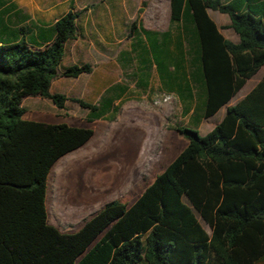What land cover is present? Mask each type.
<instances>
[{
	"label": "trees",
	"instance_id": "16d2710c",
	"mask_svg": "<svg viewBox=\"0 0 264 264\" xmlns=\"http://www.w3.org/2000/svg\"><path fill=\"white\" fill-rule=\"evenodd\" d=\"M168 2L169 21L180 24L179 57L185 37L190 75L205 89L202 117H210L264 65V0ZM206 9L227 15L237 42ZM77 15L68 9L29 37L0 19V264H264V74L205 134L176 126L184 147L130 204L108 201L73 232L48 223L47 174L92 129L25 120L21 100L40 96L61 109L68 99L97 111L49 92L57 76L91 71L89 63L60 65Z\"/></svg>",
	"mask_w": 264,
	"mask_h": 264
},
{
	"label": "rangeland",
	"instance_id": "374dc122",
	"mask_svg": "<svg viewBox=\"0 0 264 264\" xmlns=\"http://www.w3.org/2000/svg\"><path fill=\"white\" fill-rule=\"evenodd\" d=\"M164 2L0 0L2 22L9 28L22 27L27 37L36 33L38 27L51 24L68 9L78 13L76 35L65 43L61 63L63 66L89 63L92 71L84 75L82 87L71 89L70 82L74 81L70 77L57 76L54 84L58 87L62 83V90H57L62 92L58 93L70 91L71 95L95 104L97 111L89 113L69 100L68 116L49 114L42 118L31 106L24 107L22 116L92 129L90 138L57 159L47 174V220L62 232L75 231L108 201L127 204L134 201L184 147L185 139L175 127L200 125L202 135L223 111L220 109L205 119L198 112L189 113L184 109L183 104L188 99L185 95L187 80L191 81L196 94L199 84L190 75L191 57L185 37L179 57L178 33L172 30L173 22L164 11ZM10 5L13 7L8 8ZM209 10L213 18L221 14ZM133 20L135 27L129 31ZM153 24L163 31L149 32L142 27ZM154 42L157 51L153 52L151 43ZM156 56L157 64L153 61ZM256 78L257 75L251 77L239 94L250 88ZM172 90L180 94V107L169 93ZM86 118L91 120L86 122Z\"/></svg>",
	"mask_w": 264,
	"mask_h": 264
},
{
	"label": "crops",
	"instance_id": "0c3cea01",
	"mask_svg": "<svg viewBox=\"0 0 264 264\" xmlns=\"http://www.w3.org/2000/svg\"><path fill=\"white\" fill-rule=\"evenodd\" d=\"M165 2H164V4H163V8H164V11H165V13H166V15L168 16L169 15V2H168V0H164ZM222 3H227V2H229L230 0H220ZM206 13L208 14V16L213 20V22L215 23V25L217 26V29H218V31H219V33L224 37V38H226L227 40H229V41H231V42H237L238 41V37H237V35L233 32V30L231 29V28H229V27H227V25H228V23H229V20H228V17L226 18L223 14H225V13H221V14H218L219 16H217L216 18H213L212 17V14H211V12H210V10L209 9H206ZM220 13V12H219ZM227 16V15H226ZM153 17H154V15H153ZM130 26V25H129ZM142 27H144L147 31H149V32H161V31H163L162 30V28H159L158 27V25H143ZM171 27H172V30H173V28L175 29V31L177 32V33H179L180 32V24L179 23H172L171 24ZM33 36H35V33H33L32 34ZM5 38H4V36H2V37H0V40H4ZM152 39V38H151ZM65 45V44H64ZM63 56H64V52H63ZM62 59H63V57H62ZM62 59H61V61H62ZM61 65V67H65V66H63L62 65V63L60 64ZM71 65V64H70ZM91 67V66H90ZM91 71H92V67H91ZM90 71V72H91ZM89 72V73H90ZM89 73H81V74H79L77 77H70L71 79H72V81H74V82H70V88L71 89H73V88H75V87H77V86H81L82 87V85L84 84V83H82V81L84 80V75H86V74H89ZM264 74V65L263 66H261L260 68H259V70L254 74V75H257V78H256V80H255V82L253 83V85L260 79V77L262 76ZM253 75V76H254ZM252 76V77H253ZM59 77H61V78H67V77H62V76H59ZM251 78V77H250ZM249 78V79H250ZM82 79V80H81ZM248 79V80H249ZM247 80V81H248ZM79 81H81V82H79ZM246 81V82H247ZM78 82V83H77ZM246 82L244 83V85L243 86H245L246 85ZM81 83V84H80ZM187 87H188V90H187V94H185L186 95V97L188 98L187 99V101L183 104V107H184V109L187 111V112H193V111H195V112H198V113H200V114H202V112H203V109H204V103H205V89H204V85H203V83H202V81L200 80L199 81V91H198V94H196L195 92H194V90L192 89V86H191V81L188 79L187 80ZM62 84V83H61ZM59 85L58 87L56 86V84H54V79L51 81V83H50V85H49V92H62V91H57V90H62V88H61V86L62 85ZM252 85V86H253ZM243 86L225 103V104H223V105H221L216 111H215V113H213L211 116H213V115H215V114H217L219 111H220V109H223V111L221 112V114L219 115V117H218V119H217V121L214 123V124H216L217 122H219L220 121V119L222 118V116H223V114H224V112H225V107L226 106H228V105H232V104H234L237 100H239L250 88H247L245 91H243V93L242 94H239V92H240V90L243 88ZM59 88V89H52V88ZM67 92V91H66ZM70 91H68L67 93H63V95L65 96V97H67V98H70V97H72V98H79V97H77L76 95H71L70 93H69ZM169 93L172 95V97L174 98V100H175V102H176V104H177V107H180V100H179V96H180V94H179V92L178 91H174V90H172V91H169ZM28 97H30V98H28ZM28 99H30L31 101H29V102H26V100H28ZM32 99H34V100H32ZM47 100L48 99H45V98H42V97H40V96H26V97H24V98H22V100H21V106L23 107V113H22V116H23V114H24V111H25V109H24V107L25 106H28V107H33L36 111H37V114H38V116L39 117H42V118H45L47 115H49V114H54V115H56V116H68V114H70L69 113V109H67L66 107H67V102L69 101L68 99L67 100H65V102H64V108H61V109H58V108H56V107H54L53 105H52V103L49 101V102H47ZM49 103H51V104H49ZM78 105V104H77ZM79 106V105H78ZM80 107V106H79ZM23 119H25V120H32V121H39V119H36V118H33V117H31V118H25V117H22ZM208 118V117H207ZM206 119V118H205ZM40 122H44V121H40ZM45 123H52V122H45ZM55 123H59V122H55ZM64 123H66V122H64ZM66 124H69V123H66ZM214 124L211 126V127H209L208 129H205V132H207V131H209L213 126H214ZM70 125V124H69ZM192 128H195V129H197V131L198 132H200V125H198V126H195V127H193L192 126ZM205 134V133H204ZM198 219V218H197ZM199 223H200V221H199ZM201 224V223H200ZM205 225V224H204ZM201 226H202V224H201ZM206 226V225H205ZM207 227V226H206ZM202 228L208 233L209 232V229L207 228V229H205L203 226H202Z\"/></svg>",
	"mask_w": 264,
	"mask_h": 264
}]
</instances>
